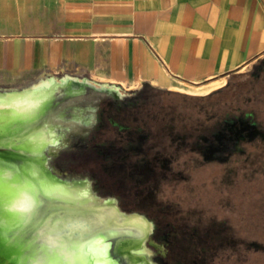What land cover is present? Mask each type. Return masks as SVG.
<instances>
[{
	"label": "crops",
	"instance_id": "crops-1",
	"mask_svg": "<svg viewBox=\"0 0 264 264\" xmlns=\"http://www.w3.org/2000/svg\"><path fill=\"white\" fill-rule=\"evenodd\" d=\"M263 62L264 0H0V90L205 96Z\"/></svg>",
	"mask_w": 264,
	"mask_h": 264
},
{
	"label": "rangeland",
	"instance_id": "rangeland-1",
	"mask_svg": "<svg viewBox=\"0 0 264 264\" xmlns=\"http://www.w3.org/2000/svg\"><path fill=\"white\" fill-rule=\"evenodd\" d=\"M55 82L62 80L57 77ZM142 100V105L121 113L128 115L120 122L129 131H112L110 140L120 147L141 118L150 141L172 146L175 174L165 185L163 197L172 208L170 218L186 226V264H264V168L254 160L264 159V137L249 139L246 135L236 148L223 143L227 149L216 159L206 158L205 151L208 141L220 145L217 136L230 134L226 131L230 123L241 126L244 121L264 134V62L205 96L151 89ZM105 141L104 136H97V144ZM88 154L85 150L72 155L84 159ZM60 161L55 160L54 165ZM28 174L34 179L41 176ZM0 184L9 189L0 215V240L5 241L0 245V264L17 259V247L33 250L31 257L40 264H82L76 248L85 241L76 238V223L50 212L57 191L49 199L43 196V183ZM256 244L262 248L254 250ZM89 250L86 246L85 253Z\"/></svg>",
	"mask_w": 264,
	"mask_h": 264
},
{
	"label": "flooded vegetation",
	"instance_id": "flooded-vegetation-1",
	"mask_svg": "<svg viewBox=\"0 0 264 264\" xmlns=\"http://www.w3.org/2000/svg\"><path fill=\"white\" fill-rule=\"evenodd\" d=\"M150 90L144 87L134 94L118 93L119 97L112 93L99 101L94 131L47 161L49 181L57 191L51 211L76 223V238L90 246V253L108 243L102 254L109 264H186V226L170 218L172 208L163 197L175 174L172 146L150 141L141 118L120 147L110 140L112 131H129L120 122L128 115L121 113L142 105ZM227 130L230 134L217 136L220 145L208 141L206 158L216 159L227 149L223 143L236 148L243 137L256 132L244 121L241 126L228 124ZM99 135L107 140L101 145L96 142ZM85 150L89 154L84 159L72 155ZM55 160L61 161L55 166Z\"/></svg>",
	"mask_w": 264,
	"mask_h": 264
},
{
	"label": "water",
	"instance_id": "water-1",
	"mask_svg": "<svg viewBox=\"0 0 264 264\" xmlns=\"http://www.w3.org/2000/svg\"><path fill=\"white\" fill-rule=\"evenodd\" d=\"M112 93L119 97L115 90L100 89L88 83L68 79L61 83L54 82L49 87H43L21 99L0 103L2 184L33 181L41 186L43 183V196L50 199L52 196L49 194L56 189L49 181L46 159H57L74 139L86 138L92 133L95 111L99 108L98 102L110 97ZM252 127L256 128L255 125ZM240 130H243V127ZM258 135L264 137L263 133L256 131L249 135V139ZM31 172L41 174V179H34L28 174ZM7 179L10 182H7ZM8 190L6 186H0V194H6ZM3 243L5 241L0 240V245ZM80 246L76 248L77 252L81 253L80 261L82 264H91L92 256L85 253L87 244ZM17 250V259L10 262L8 260L7 264H24L26 259L39 264L31 257L33 250L24 251L18 247ZM21 255L24 256L21 258Z\"/></svg>",
	"mask_w": 264,
	"mask_h": 264
},
{
	"label": "bare ground",
	"instance_id": "bare-ground-1",
	"mask_svg": "<svg viewBox=\"0 0 264 264\" xmlns=\"http://www.w3.org/2000/svg\"><path fill=\"white\" fill-rule=\"evenodd\" d=\"M67 80V79H66ZM66 80H63V82H65ZM91 81V80H90ZM55 82V79H49L46 81H43L39 84H37L35 87L33 88H29V89H24V90H12V91H5V92H1L0 91V103H8L11 101H15L18 99H21L23 97H25L26 95L35 93L36 91H38L39 89H42L43 87H49L50 85H52ZM30 175V174H29ZM35 176V175H34ZM50 176V175H49ZM27 181V180H26ZM58 183V182H57ZM14 185V183H13ZM18 186V185H17ZM29 186V185H28ZM30 187V186H29ZM15 189V188H14ZM14 189L10 190L14 192ZM20 189V188H19ZM17 191V189H16ZM86 191V190H84ZM59 192V191H58ZM66 193V192H65ZM64 193V194H65ZM28 194V193H27ZM17 195V194H16ZM59 196V195H58ZM65 196V195H64ZM18 197V195H17ZM41 197V196H40ZM60 197V196H59ZM63 197V196H62ZM69 197V196H68ZM71 197V196H70ZM75 198V197H74ZM86 198V197H83ZM7 199V195L5 193L0 194V204L2 205L3 203L6 202ZM16 199V198H15ZM23 199V198H21ZM20 200V199H19ZM37 200V199H36ZM87 200V199H86ZM72 204V203H71ZM79 206V205H78ZM84 207V206H83ZM0 208H2V206H0ZM38 208V207H37ZM54 208V207H53ZM51 210V209H50ZM49 210V211H50ZM65 211V210H64ZM20 212V211H19ZM68 214V213H67ZM54 215V214H53ZM76 215V214H75ZM78 216V215H77ZM51 217V216H50ZM57 217H59V215H57ZM28 218V217H27ZM60 218V217H59ZM51 219V218H50ZM80 219V218H79ZM23 220V219H22ZM44 220V219H43ZM23 222V221H22ZM26 223V222H25ZM82 223V222H81ZM88 223V222H87ZM5 225V224H4ZM19 225V224H18ZM71 225V224H70ZM81 225V224H80ZM123 225V224H122ZM66 226V225H65ZM69 226V225H68ZM74 226V225H73ZM82 226V225H81ZM57 227V226H56ZM103 227V226H102ZM37 228V227H36ZM76 228V227H75ZM82 228V227H81ZM108 228V227H107ZM3 229V228H2ZM42 229V228H41ZM52 229V228H51ZM6 230V229H5ZM9 230V229H8ZM59 230V229H58ZM28 232V231H27ZM31 232V231H30ZM40 232V231H39ZM53 232V231H52ZM73 232V231H72ZM85 232V231H84ZM95 232V231H94ZM71 233V232H70ZM46 234V233H45ZM76 234V233H75ZM2 235V234H1ZM4 235V234H3ZM64 235V234H63ZM84 235V234H83ZM6 236V235H5ZM120 236V235H119ZM132 237V236H130ZM46 238V237H45ZM62 238V237H61ZM113 239V238H112ZM40 240V239H39ZM50 240V239H49ZM57 243V242H55ZM6 245V244H5ZM155 245V244H154ZM145 246V245H144ZM74 248V247H73ZM109 248V244L105 243V244H101L99 246H96L95 248H93V252L90 253V256H92L90 259L91 264H96L97 261L101 260V258L103 257V252H106ZM145 248V247H144ZM13 249V248H12ZM15 249V248H14ZM136 250V249H135ZM6 251V250H5ZM15 251V250H13ZM130 251V250H129ZM128 251V252H129ZM14 255V254H13ZM111 255V254H110ZM129 256V255H128ZM94 257V258H93ZM100 258V259H99ZM141 258V257H140ZM75 259V258H74ZM95 259V260H94ZM6 261V260H5ZM117 261V260H116ZM135 261V260H134ZM24 264H38L35 262H32V260L26 259V261L23 262ZM4 264V263H3ZM40 264V263H39Z\"/></svg>",
	"mask_w": 264,
	"mask_h": 264
},
{
	"label": "trees",
	"instance_id": "trees-1",
	"mask_svg": "<svg viewBox=\"0 0 264 264\" xmlns=\"http://www.w3.org/2000/svg\"><path fill=\"white\" fill-rule=\"evenodd\" d=\"M254 160L257 161L262 168H264V159H254ZM250 161L254 162L253 159L252 160L250 159ZM250 161H249V163H251ZM246 171H247V173H249V172H251V169L249 170V168H248ZM261 248L262 247L260 245L258 246V244L253 246V249L256 250V251L260 250Z\"/></svg>",
	"mask_w": 264,
	"mask_h": 264
},
{
	"label": "snow or ice",
	"instance_id": "snow-or-ice-1",
	"mask_svg": "<svg viewBox=\"0 0 264 264\" xmlns=\"http://www.w3.org/2000/svg\"><path fill=\"white\" fill-rule=\"evenodd\" d=\"M96 264H109V262L106 260H99L96 262Z\"/></svg>",
	"mask_w": 264,
	"mask_h": 264
}]
</instances>
